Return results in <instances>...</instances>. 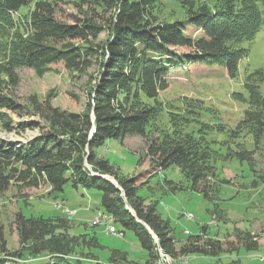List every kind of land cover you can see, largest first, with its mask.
<instances>
[{
  "label": "trees",
  "instance_id": "1",
  "mask_svg": "<svg viewBox=\"0 0 264 264\" xmlns=\"http://www.w3.org/2000/svg\"><path fill=\"white\" fill-rule=\"evenodd\" d=\"M158 1L75 0L77 14L62 20L58 0H0V108L34 113L43 123V132L27 142L15 144L0 139V194L11 187L20 190L46 186L55 198L68 186L82 196H96L97 211L110 217L113 226L133 231L148 259L156 261L159 253L168 259L217 256L221 253L218 243L209 239L200 242L199 235L189 236L177 249L168 222L153 205H145L137 196L138 187L143 185L138 183V176L175 166L189 182L190 190L208 198L210 178L215 175L213 155L252 161V151L264 141V94L260 89L264 70L245 76L246 96L233 94L247 107L242 121L218 150H212L203 138L195 140L192 135L175 131L183 121L174 114L169 117L172 133L155 137L148 129L152 119L162 112L159 94L168 88L171 70L220 66L230 79L237 77L238 64L247 55L239 45L252 41L264 28V0H206L214 6L201 4L197 9L193 0H181L188 7L186 20L172 23L156 18ZM189 28L198 31L199 36H188ZM56 65L77 75L95 70L81 113L60 110L49 99L38 102L34 96L25 106L14 101L18 68L31 69L42 77L54 72ZM186 103L192 106L190 114H194L197 102ZM5 126L9 128V124ZM37 126L24 124L20 130ZM240 134L252 138L254 150H246L245 142L237 141ZM128 136L144 140L139 164L146 163L147 167L137 177L119 179L108 161L98 157L97 149L108 140L123 141ZM103 176L113 177L117 186ZM258 179L264 186V172ZM165 182L171 192L179 189ZM58 223L65 227L63 220ZM14 225L20 243H32L27 252L34 261L47 253L66 264L88 262L86 257L75 255V241L66 228L60 232L61 226L51 218L18 214ZM88 242L89 247L98 246L94 238ZM6 245L0 226V264H6L7 257L17 256L8 253ZM114 259L119 255L113 251L109 263ZM88 263L98 264L93 259ZM33 264L49 262L43 259Z\"/></svg>",
  "mask_w": 264,
  "mask_h": 264
},
{
  "label": "rangeland",
  "instance_id": "2",
  "mask_svg": "<svg viewBox=\"0 0 264 264\" xmlns=\"http://www.w3.org/2000/svg\"><path fill=\"white\" fill-rule=\"evenodd\" d=\"M73 2L75 0H58L62 20L77 14ZM193 2L195 9L201 4L209 8L214 6L212 1ZM188 12V7L181 0H159L154 14L160 22L172 23L184 22ZM186 33L191 38L199 36V32L193 28H189ZM239 48L246 49L247 55L239 62L235 79H230L220 66L212 69L196 65L188 69L171 70L167 77L168 88L159 94L162 112L152 119L151 129H148L150 135L157 137L159 134L172 133L169 117L174 114L183 121L178 129L175 126V131L192 135L195 140L203 138V142L212 146V150H218V145L227 141L229 132L242 121L247 107L236 101L233 94L246 96L243 87L245 76L254 70H264V28L252 41L243 42ZM177 51L186 52L184 49ZM53 69L54 72L38 77L31 69L18 68L14 101L19 106H25L27 99L34 96L38 102L49 99L50 104L60 110L81 113L87 101L88 84L91 77L95 76V70L77 75L66 71L61 65ZM260 89L264 94V82ZM187 101L197 102L194 114H190L192 106ZM6 123L9 128L5 126ZM30 123L39 126L20 130L22 125ZM42 125L34 113L24 114L0 108L1 140L15 144L27 142L43 132ZM240 136L237 141H244L246 150H254L252 138L244 134ZM263 147L264 141H261L259 148L252 151L251 162L213 155L215 175L210 178L212 189L208 198L190 190L189 182L175 166L138 176L147 167L146 163L139 164L145 150L142 138L128 136L123 141L108 140L97 149V154L108 161L119 179L138 176V183L143 185L138 187L137 196L143 199L145 205H153L157 214L168 222L177 249L189 236L195 235L201 236L200 242L209 239L217 242L221 248L217 256H169L171 262L164 253H159L158 259L161 255L164 258L160 257L163 261L161 264H262L257 256L264 252V186L258 179V175L264 172ZM165 181L176 184L179 189L171 192ZM48 191L46 186L20 190L11 187L0 194V226L4 229L6 249L8 253L17 255L7 257L6 264H33L43 262V259L49 264H66L47 253L39 255L38 261L30 258L27 249L32 243L21 244L15 229L14 221L18 214L26 218H51L54 224L61 226L60 232L66 230L75 241V255L86 257L88 262L93 259L98 264H108L114 251L119 255V259H114L115 264H146V260H149L147 264H156L158 259H148L147 251L140 247L133 231L122 229L116 224V230L124 232L123 236H116L108 233V221L98 223L100 211H97L96 196H82L80 191L68 186L64 188L63 194L55 198ZM58 220H63L65 227ZM92 238L97 241V247L86 244ZM124 256L123 260L121 257ZM88 262L81 264H93Z\"/></svg>",
  "mask_w": 264,
  "mask_h": 264
},
{
  "label": "built area",
  "instance_id": "3",
  "mask_svg": "<svg viewBox=\"0 0 264 264\" xmlns=\"http://www.w3.org/2000/svg\"><path fill=\"white\" fill-rule=\"evenodd\" d=\"M97 221H108V229L107 230L117 231L115 226H113L112 219L110 217L104 215L101 211H100V218ZM117 232L120 233L121 236H123V233H121L119 231H117ZM258 261L263 264L264 263V257L258 258Z\"/></svg>",
  "mask_w": 264,
  "mask_h": 264
},
{
  "label": "bare ground",
  "instance_id": "4",
  "mask_svg": "<svg viewBox=\"0 0 264 264\" xmlns=\"http://www.w3.org/2000/svg\"><path fill=\"white\" fill-rule=\"evenodd\" d=\"M97 217V216H96ZM95 217V218H96ZM97 222V221H96ZM99 223V221H98ZM108 226V225H107ZM109 234H112V235H116V236H121L120 233H118L117 231H113V230H107ZM264 257V252L260 255L257 256V259L258 258H263ZM161 259H164L163 256L161 255ZM169 261V260H168ZM163 261L159 260L158 262H156V264H161ZM264 264V263H263Z\"/></svg>",
  "mask_w": 264,
  "mask_h": 264
},
{
  "label": "water",
  "instance_id": "5",
  "mask_svg": "<svg viewBox=\"0 0 264 264\" xmlns=\"http://www.w3.org/2000/svg\"><path fill=\"white\" fill-rule=\"evenodd\" d=\"M103 178H105L106 180L110 181L112 184L116 185V181H115V179L113 177L103 176Z\"/></svg>",
  "mask_w": 264,
  "mask_h": 264
},
{
  "label": "crops",
  "instance_id": "6",
  "mask_svg": "<svg viewBox=\"0 0 264 264\" xmlns=\"http://www.w3.org/2000/svg\"><path fill=\"white\" fill-rule=\"evenodd\" d=\"M92 217H94V214H93V213H92ZM101 228H102V227H101ZM146 261H147V260H146ZM146 261H145V262H146ZM170 262H171V261H170ZM108 264H115V263H109V262H108Z\"/></svg>",
  "mask_w": 264,
  "mask_h": 264
}]
</instances>
